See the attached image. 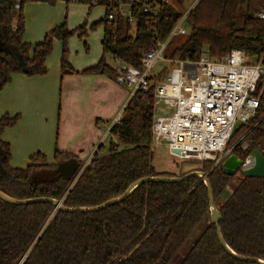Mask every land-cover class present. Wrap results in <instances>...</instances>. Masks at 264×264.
Returning <instances> with one entry per match:
<instances>
[{"label":"trees","instance_id":"trees-1","mask_svg":"<svg viewBox=\"0 0 264 264\" xmlns=\"http://www.w3.org/2000/svg\"><path fill=\"white\" fill-rule=\"evenodd\" d=\"M26 1L0 0V92L13 74L45 75L48 71L45 61L56 40L62 42V75L71 69L66 59V43L73 33L65 23L55 26L34 46L24 41L22 6ZM31 1L52 5L56 0ZM121 1L125 0H81L89 7H105V16L101 20L104 24L101 57L80 74L114 80L116 69L105 61L106 54L117 65L124 63L139 68L141 57L154 50L157 42H164L185 14L182 0L163 4L154 18L140 7L133 8L136 23L131 31V25L122 18L107 19V13ZM263 10L264 0H197L184 20L187 35L172 49L168 44L166 57L194 62L206 49L212 59L219 60L239 49L253 62L264 63V21L257 17ZM77 29L85 33L82 26ZM168 72L169 66L150 76L148 90L131 95L122 118L109 128V135L116 141L109 142L106 152L99 145L76 179L58 176L57 164L73 159L61 151L55 152L54 164L48 163L44 154L36 153L29 157L24 169L9 166V146L1 136L20 117L2 116L0 148L6 157L1 166L6 172L0 176V193L10 199L47 197L62 201L66 208H90L121 196L143 177H179L199 171L208 178L216 203L231 179L222 174L221 164L201 162L199 168L175 176L158 174L151 163L153 94ZM261 87L262 82L257 89L260 102L256 115L240 125L227 142L230 147L248 132L246 149L237 145L231 152L240 160L254 149L264 159V88ZM43 172L51 175L35 178ZM217 210L221 214L218 227L224 243L239 256L264 260V178L243 176ZM209 216L206 187L195 176L176 183L145 182L121 202L92 213L66 212L55 209L49 202L10 205L0 199V264H172L199 224L205 228L179 264H256L235 259L222 248L217 227Z\"/></svg>","mask_w":264,"mask_h":264},{"label":"built area","instance_id":"built-area-1","mask_svg":"<svg viewBox=\"0 0 264 264\" xmlns=\"http://www.w3.org/2000/svg\"><path fill=\"white\" fill-rule=\"evenodd\" d=\"M171 1H121L107 13V19L117 21L122 18L131 25L132 31L136 23L133 8L140 7L143 13L154 18L160 7ZM188 12L172 27L164 42H157L154 50L141 57L139 68L124 63L116 65L114 81L132 88L134 92L146 91L150 87L148 79L157 62L167 63L169 72L166 80L158 83L154 89V107L162 103L173 109L174 113L171 116L153 117L151 141L156 144L164 142L173 157L211 161L213 166L222 165L234 147H247L245 142L242 143L247 133L230 147H227V142L240 125L256 115L260 102L257 89L261 82V90L264 88V63L263 60L253 62L239 49L232 50L219 60L212 59L206 49L194 62L166 57L168 44L175 38L187 35L184 20ZM257 17L264 21V10ZM121 118L122 115L114 123ZM175 148L183 154H172ZM253 161L248 155L239 171L252 167Z\"/></svg>","mask_w":264,"mask_h":264},{"label":"crops","instance_id":"crops-1","mask_svg":"<svg viewBox=\"0 0 264 264\" xmlns=\"http://www.w3.org/2000/svg\"><path fill=\"white\" fill-rule=\"evenodd\" d=\"M25 38L26 34L24 41L30 43ZM47 59L45 75L13 74L0 92V118L4 115L20 117L1 136L9 146V166H27L29 157L36 153L44 154L48 163L54 164L55 152L61 151L77 160L84 169L98 146H103L104 138H108L111 124L123 115L134 90L108 77L80 74L99 59L79 65L82 67L69 64L72 70L66 69L64 75L59 61L48 64ZM107 121L110 124L104 126ZM100 123H103L101 128H105L104 134Z\"/></svg>","mask_w":264,"mask_h":264},{"label":"rangeland","instance_id":"rangeland-1","mask_svg":"<svg viewBox=\"0 0 264 264\" xmlns=\"http://www.w3.org/2000/svg\"><path fill=\"white\" fill-rule=\"evenodd\" d=\"M196 2L197 0H182V9L184 10V13L190 10ZM104 13L105 7L97 5L89 7L79 0H56L52 5L46 2L27 0L22 6V14L23 18H25V39L30 42L29 44L31 46H34L44 37L45 33L49 32L50 29H54L56 25L58 26L61 23H65L66 28L71 30L73 33L66 43L67 62L70 65H75L77 67L79 65H83V63L89 62V60H95L92 62L94 63L102 54L100 41L104 33L102 32L104 24L101 22V20L105 16ZM79 26L84 28L83 32L85 33H82L77 29ZM183 38L185 37L173 39L169 48L172 49L173 47L177 46L179 41ZM61 49L62 42L59 40L54 41L52 47L53 51L48 57L46 63L50 64V62H60L62 55ZM105 61L113 66L117 65L109 54H106ZM168 66L169 65L165 62H157L155 68L151 72V75H156L162 69L167 68ZM153 113L154 118H157L159 116H171L174 112L173 109H170L160 103L154 107ZM103 123L99 124V128L104 134L105 128H101ZM104 124V126H108L110 122L107 121ZM105 138L102 141L104 152L107 151V146L111 140L114 142L116 141V139L112 138L110 135L107 139ZM244 142L245 138L242 143L244 144ZM151 146L153 152L151 163L158 174H172L176 176L182 172H189L192 171V169H197L201 166V162L194 159H179L177 157H173L164 142L158 144L152 142ZM16 167L24 169L27 166L22 165ZM49 175H51V173L43 172L40 177L36 176L35 178L40 179ZM242 175L243 174L240 171H237L231 176L226 189L222 192V195L215 203L216 208L221 206L223 202H225L226 199L231 195V192L242 180ZM204 228L205 227L203 224H199L197 226L196 230L186 241L185 245L179 251L172 264H179L181 262L189 249L194 245V241L201 234Z\"/></svg>","mask_w":264,"mask_h":264},{"label":"water","instance_id":"water-1","mask_svg":"<svg viewBox=\"0 0 264 264\" xmlns=\"http://www.w3.org/2000/svg\"><path fill=\"white\" fill-rule=\"evenodd\" d=\"M2 45L0 44V49H1ZM17 63L19 64L17 58L15 57ZM172 154H177V155H182L183 152L180 149H173L171 151ZM249 156H251L254 161H253V165L250 168L244 169L241 171V173L243 174V176L248 177V178H264V159L260 153L259 150H252L249 153ZM6 154L5 152L0 148V176L5 175V169L4 167L1 166V162L5 159ZM242 162L243 160H240L235 154H230L229 156H227L225 158V161L222 163V174L225 176H232L234 175L237 171H239V168L242 166ZM83 169L80 168L79 163L77 162V160L74 159H69L66 161H62L59 164H57V173L59 177H63L65 179H71L72 177H75V179L77 178V176L81 173ZM192 176H195L199 179H201L206 187L207 190V194H208V200H209V210H210V216H209V220L212 224L215 225V227H217V239L218 242L221 244L222 248L227 252L230 253L235 259H238L240 261H249L252 263H256V264H264V260H259V259H254V258H250V257H242L237 255L236 253H234L229 247L228 245H226V243H224V240L221 236V232L220 229L218 227V223L221 219V214L219 212V210H217L216 205H215V201H214V196L212 194V189H211V185L210 182L208 181V178L206 177V175L202 172L199 171H192L191 173L184 175V176H176V177H164V176H159V177H143L142 179H139L138 181H136L135 183L131 184L127 190L124 192V194H122L121 196L111 199L108 202H104L102 204L96 205L94 207H90V208H84V207H77V208H66L62 205V201H57L55 199H51V198H30L28 200H17V199H10L7 198L5 195H3L2 193H0V199L3 200L4 202L8 203V204H14V205H28L30 203H41V202H49L52 205H54L55 209H59V210H63L66 212H70V213H75V212H94V211H99L102 210L104 208L109 207L112 204L121 202L122 200H124L125 198H127V195H129L137 186L145 183V182H152V183H159V182H163V183H176L178 181H182L185 180L187 178H190Z\"/></svg>","mask_w":264,"mask_h":264}]
</instances>
